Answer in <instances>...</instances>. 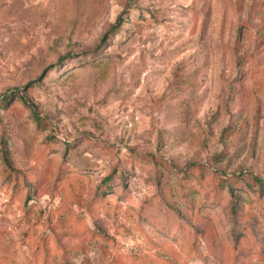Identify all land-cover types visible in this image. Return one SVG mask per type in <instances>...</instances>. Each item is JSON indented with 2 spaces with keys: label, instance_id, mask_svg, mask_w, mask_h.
I'll return each instance as SVG.
<instances>
[{
  "label": "rangeland",
  "instance_id": "rangeland-1",
  "mask_svg": "<svg viewBox=\"0 0 264 264\" xmlns=\"http://www.w3.org/2000/svg\"><path fill=\"white\" fill-rule=\"evenodd\" d=\"M15 89L0 264H264V0H0Z\"/></svg>",
  "mask_w": 264,
  "mask_h": 264
},
{
  "label": "trees",
  "instance_id": "trees-1",
  "mask_svg": "<svg viewBox=\"0 0 264 264\" xmlns=\"http://www.w3.org/2000/svg\"><path fill=\"white\" fill-rule=\"evenodd\" d=\"M123 24H124V18H123L122 15H120V16L117 18L115 24H114V25L110 28V30H109V31L103 36L102 41H101V43H100V46L105 44V41H106L107 39L110 38V35H111L112 33L120 32V31H121V28L123 27ZM62 59H63V58H62ZM15 96H16L15 101H16V100H17V101H18V100H21L23 103H25V104H27V105H30V103H29L28 101H26L25 97L22 96V95L19 93V90L15 89V90H11V91H9V92H7V93H5V94L0 95V107L5 108L6 105H7V103L10 102V99H11L12 97H15ZM30 107L33 108V112H34V106L30 105ZM35 118H36V120L38 121V123H41V118H40V117H38L37 115H35ZM72 146H73V144H68V147H72ZM1 156H2V160H3L4 164L6 165V167H7L9 170L14 171V170H13V167H12V164H11V161H10V159H9V157H8V153H7L6 150H2ZM108 180H110V178H108ZM110 182H111V181H107V182H106L107 187H109V185H110L109 183H110ZM29 185H30V184H29ZM262 185H263V183L259 182V188H258V189L262 190V189H263ZM230 190L232 191V190H233V187H230Z\"/></svg>",
  "mask_w": 264,
  "mask_h": 264
}]
</instances>
